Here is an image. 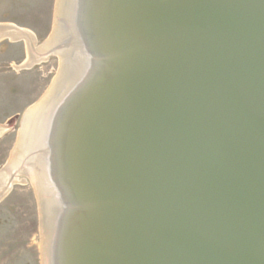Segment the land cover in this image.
I'll return each instance as SVG.
<instances>
[{
    "label": "water",
    "instance_id": "95a60500",
    "mask_svg": "<svg viewBox=\"0 0 264 264\" xmlns=\"http://www.w3.org/2000/svg\"><path fill=\"white\" fill-rule=\"evenodd\" d=\"M72 3L46 263L264 264V0Z\"/></svg>",
    "mask_w": 264,
    "mask_h": 264
},
{
    "label": "rangeland",
    "instance_id": "374dc122",
    "mask_svg": "<svg viewBox=\"0 0 264 264\" xmlns=\"http://www.w3.org/2000/svg\"><path fill=\"white\" fill-rule=\"evenodd\" d=\"M56 0H0V25L28 30L34 47L52 34ZM28 57L24 41L0 40V172L16 147L22 119L51 86L58 70V57L51 53L44 62L20 68ZM0 199V264H42L40 219L30 179L15 173Z\"/></svg>",
    "mask_w": 264,
    "mask_h": 264
},
{
    "label": "bare ground",
    "instance_id": "6f19581e",
    "mask_svg": "<svg viewBox=\"0 0 264 264\" xmlns=\"http://www.w3.org/2000/svg\"><path fill=\"white\" fill-rule=\"evenodd\" d=\"M72 2L73 0H56L52 34L40 47H34V37L28 30L14 25H0V40L25 42L28 57L19 69L30 68L44 62L46 56L51 53L58 57L56 77L43 98L29 111L27 110L7 171L0 172V199L11 184L17 182L13 178L15 173H22L31 181L39 211L42 264L46 263L45 241H48V235L51 234L52 212L55 206L53 194L47 183L45 172L47 167L44 160L48 117L62 96L73 86L79 73L78 55L75 52L76 28L69 16Z\"/></svg>",
    "mask_w": 264,
    "mask_h": 264
}]
</instances>
